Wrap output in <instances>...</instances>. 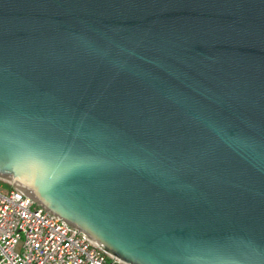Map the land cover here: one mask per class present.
Returning a JSON list of instances; mask_svg holds the SVG:
<instances>
[{
	"label": "water",
	"instance_id": "obj_1",
	"mask_svg": "<svg viewBox=\"0 0 264 264\" xmlns=\"http://www.w3.org/2000/svg\"><path fill=\"white\" fill-rule=\"evenodd\" d=\"M0 178L127 264H264V0H0Z\"/></svg>",
	"mask_w": 264,
	"mask_h": 264
},
{
	"label": "built area",
	"instance_id": "obj_2",
	"mask_svg": "<svg viewBox=\"0 0 264 264\" xmlns=\"http://www.w3.org/2000/svg\"><path fill=\"white\" fill-rule=\"evenodd\" d=\"M0 264L127 263L96 247L0 178Z\"/></svg>",
	"mask_w": 264,
	"mask_h": 264
},
{
	"label": "rangeland",
	"instance_id": "obj_3",
	"mask_svg": "<svg viewBox=\"0 0 264 264\" xmlns=\"http://www.w3.org/2000/svg\"><path fill=\"white\" fill-rule=\"evenodd\" d=\"M2 189H6L7 187L5 185H1Z\"/></svg>",
	"mask_w": 264,
	"mask_h": 264
}]
</instances>
